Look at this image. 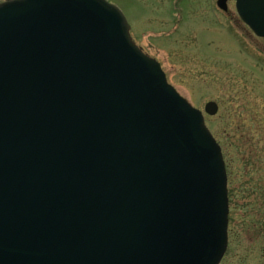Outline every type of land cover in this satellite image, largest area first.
Here are the masks:
<instances>
[{
	"label": "water",
	"instance_id": "water-1",
	"mask_svg": "<svg viewBox=\"0 0 264 264\" xmlns=\"http://www.w3.org/2000/svg\"><path fill=\"white\" fill-rule=\"evenodd\" d=\"M235 9L264 38V0ZM129 30L105 0L0 3V264L222 260L220 148Z\"/></svg>",
	"mask_w": 264,
	"mask_h": 264
},
{
	"label": "rangeland",
	"instance_id": "rangeland-1",
	"mask_svg": "<svg viewBox=\"0 0 264 264\" xmlns=\"http://www.w3.org/2000/svg\"><path fill=\"white\" fill-rule=\"evenodd\" d=\"M106 1L122 11L133 43L168 84L203 114L221 148L229 199L221 264H264L263 237L254 230L255 219L264 221V41L240 20L235 0L226 12L217 0ZM208 102L219 107L215 116L204 113ZM256 178L261 198L252 192Z\"/></svg>",
	"mask_w": 264,
	"mask_h": 264
},
{
	"label": "flooded vegetation",
	"instance_id": "flooded-vegetation-1",
	"mask_svg": "<svg viewBox=\"0 0 264 264\" xmlns=\"http://www.w3.org/2000/svg\"><path fill=\"white\" fill-rule=\"evenodd\" d=\"M253 38H255L256 40L264 41V39H262V38H258V37H256V36H254ZM263 51H264V49H263ZM261 52H262V51H261ZM218 108H219V107H218ZM259 143H260V142L254 144V145H255V148H256V147H259ZM257 159H258V157H254V158H253V160L255 161V163L257 162ZM255 183H256V185H255L254 189L252 190V192H253V194H254L256 197L261 198V196L258 195V191H259V188H260L262 185L259 184V179H258V178L255 179ZM262 188H263V190H264V186H262ZM261 193H262V191L260 192V194H261ZM254 226H255L254 230H255L256 232H258V233H257L258 236H262V237H263V240H262V241L264 242V221L258 223L257 219H255V221H254ZM259 226H260V227H259ZM262 237H261L260 239H262Z\"/></svg>",
	"mask_w": 264,
	"mask_h": 264
}]
</instances>
